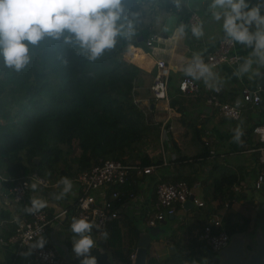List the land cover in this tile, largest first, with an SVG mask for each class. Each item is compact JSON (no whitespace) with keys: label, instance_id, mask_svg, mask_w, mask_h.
<instances>
[{"label":"trees","instance_id":"16d2710c","mask_svg":"<svg viewBox=\"0 0 264 264\" xmlns=\"http://www.w3.org/2000/svg\"><path fill=\"white\" fill-rule=\"evenodd\" d=\"M125 3L127 9L140 13L134 35L131 38L118 37L115 47L106 50L94 61L88 59L75 42L65 44L62 39L47 37L36 46L29 45L30 62L20 71L6 67L0 56V175L5 178L0 180L1 195L18 180L27 178L32 171L51 183L47 187L38 185L37 188L52 189L57 194L59 187L51 185L57 184L60 177L67 176L74 181L79 171L107 158L122 161L135 159V162L144 165L163 162L160 153L152 155L144 149L150 133L158 135L159 124L151 125L144 109L133 100L142 65L126 56L132 47L151 46L158 32L153 23L166 12L176 13L178 26L183 24L186 33L190 34L191 13L185 5L177 9L173 0H125ZM133 53L135 57L139 56L138 50L134 49ZM175 72L170 70L168 77L169 103L183 108L187 101L179 102L173 98L175 91L181 92L174 80ZM257 80L264 83V68L259 71L253 85L258 84ZM220 86L222 100L239 96L242 87L238 95L228 96L224 87ZM252 106L264 105L261 102ZM150 111L151 106L148 113ZM174 148L177 155L173 161L190 162L209 152L204 140L201 149L192 157L182 155L178 147ZM224 167L227 170L213 176L210 185L218 206H225L228 202L222 215L223 225H228L230 232L242 230L229 224L234 213L230 203L234 198L243 196L233 187L239 183L241 175ZM258 167H262V164L259 163ZM131 177L133 179L136 175ZM178 179L186 180L190 186L194 182V177L183 176L168 181ZM127 183L118 187L121 192L124 187L131 188ZM121 199H125L123 192ZM30 207L31 204H28L22 209L23 215L20 217L28 216ZM44 208L49 217L53 215L50 206ZM211 212L212 208L208 206L193 214L201 220L200 228ZM174 220L168 216L166 223ZM242 221L247 224L249 218L243 217ZM186 226L184 222L169 227V254L158 259L149 253L148 247L145 264H218V256L208 246L201 244L196 236L190 235L188 240L182 238L180 231H190L192 228V225ZM13 229L10 233L2 234L3 237L6 239ZM140 230L138 221L128 216L125 220L116 218L109 222L99 236L106 243L113 260L126 264L136 246ZM156 235L158 237L160 233ZM92 236H96V233H92ZM45 246H50L47 241Z\"/></svg>","mask_w":264,"mask_h":264},{"label":"crops","instance_id":"0c3cea01","mask_svg":"<svg viewBox=\"0 0 264 264\" xmlns=\"http://www.w3.org/2000/svg\"><path fill=\"white\" fill-rule=\"evenodd\" d=\"M211 3L212 0H183L182 3V5L187 6L190 13L196 12L199 16L200 23H203L204 29V35L202 37H194L192 31L190 34H187L186 31L180 34L178 31L177 14L174 12H166L157 17L153 23V25L155 24L154 27L158 29V32L151 46L132 47L129 49L130 52L136 49L141 54V57L133 59L142 65V72L134 87V93L142 98L143 102H146L148 99L151 101L149 85L152 81L155 59H164L165 62L171 65V70L177 71L178 73L180 71L182 72V68L187 64L194 52L200 53L201 55L208 53L216 44L217 40L224 35L221 26L222 21H215L209 11V5ZM255 3H257V0H252V4ZM236 48L241 53V59L236 65L221 64L214 68L219 77V84L224 87V90L227 92L226 95L228 96L238 95L240 87L243 84L249 83L253 85V81L257 77V75H254L249 79L248 74H245L243 77L234 75L235 70L243 63L244 58L252 51V49L240 44H236ZM253 68L261 71L264 66L259 67L257 64H253ZM183 74L180 73L177 76L176 84L178 78ZM257 81H259L258 83L264 84L260 80ZM200 84V92L197 95L180 92L181 94L177 96L173 93V98H176L179 102L183 100L187 101L186 106H183V108H178V104L171 106L169 99H159L158 102L153 101L151 103L149 115L152 119L157 120L155 122L160 124L161 128L163 126L165 129L164 141L165 139L168 141L166 149L170 157L169 160H163L161 164L157 165L152 173L136 176L133 179L130 177L127 184L128 186L131 185V188H122L125 199H123V203L121 204L119 218L125 220L128 216H132L138 221L142 229L145 228L155 197V183L157 181H168L176 176L186 178L194 177V182L191 186H193V193L199 199L204 200L202 207L206 208L209 206V208H212L209 216L216 213L223 215L225 207L217 205L218 201L214 198V192L210 185V179L213 177L212 172H217L219 168L216 166L218 164L229 167L237 173L242 172L238 185L241 188L240 191L243 196H239L237 200L231 202L230 207L234 213L231 215L229 224L237 228L242 218L247 217L249 218V222L245 225L249 227L252 219L257 217L255 216L258 207L257 198L255 197L248 201L245 195L248 193L246 191L247 187L253 186V180L259 169V151L256 149L259 143L256 134L252 131V127L256 123L264 121V106L247 105L242 109L237 119L221 116L215 109L210 108L206 102V97L210 93V89L204 85L203 81H200ZM198 108H201V110ZM168 124L169 129L166 126ZM237 125L243 129L244 133L242 142L240 143L233 142L232 140L233 129ZM204 139H207L209 142L207 144L208 150L210 148L214 149L215 154L212 155L208 152L207 155L200 156L190 162H185V160H172L177 155L174 147L179 148L178 152L180 154L192 157L201 149ZM184 148L186 150H183ZM129 160L131 161V159ZM246 173L250 175V178L253 177L252 181L245 180ZM72 182V191L63 199L59 200L55 198V192L52 189L37 188L33 190L31 186L19 204L14 200H10L12 196L7 193V190L5 191L7 195L0 194V234L10 233L14 227L15 219L23 215L22 209L26 208L28 204H31L33 197L49 201L47 206H50L54 214L59 208V205L68 208V211H72V202L75 200V192L78 189L77 183L73 180ZM51 186H56V183H53ZM62 187L61 185L58 188L57 194L62 191ZM261 188H264V182ZM128 191L134 192V196H129L127 194ZM51 200L55 204L53 202L50 203ZM202 207L178 208L176 213L171 215V218L175 219L173 222L167 224L165 220H162L159 225L165 228L166 225L172 227L180 223L184 224L185 222L187 223L186 228H188V225H192V228L190 231H187V229L180 231L182 238L188 240L190 235L198 236L201 220L199 217L196 218L193 216V214L200 211ZM56 221L58 220H53L47 224L46 232L49 233L51 231ZM71 222V217L68 215L60 225L66 230V239L69 243L72 242L74 235L70 228ZM163 223L166 224L164 225ZM92 233H96V236H93L94 240L100 238V232L92 230ZM169 240L167 235L151 239L149 253L158 259L166 257L170 250L171 241ZM47 242L49 245L51 244L50 241ZM104 246L108 249L105 242ZM22 250L17 252L13 244L0 243V264H25V254L27 253L24 249Z\"/></svg>","mask_w":264,"mask_h":264},{"label":"clouds","instance_id":"9594fccd","mask_svg":"<svg viewBox=\"0 0 264 264\" xmlns=\"http://www.w3.org/2000/svg\"><path fill=\"white\" fill-rule=\"evenodd\" d=\"M173 2L179 9L183 0H173ZM262 10H264V0H257L255 4H252V0H212L209 5L212 18L217 22L222 21L225 37L233 43L252 49L235 70L234 75L238 77L248 74V78L251 79L254 75H259V70L254 69L253 64L264 66V11ZM139 15V12L126 8L125 0H0V56L3 57L6 67L20 71L30 62L29 45L36 46L47 37L62 39L65 44L75 42L87 58L94 61L106 50L114 48L118 37L131 38L134 35ZM178 31L183 34L185 26L180 25ZM191 31L194 37H202L203 23L193 25ZM214 68L215 65L206 63L200 53L194 52L182 71L187 77L203 81L210 90L219 91V77ZM148 101L151 106L152 99ZM243 135V129L237 125L233 129V142H242ZM40 183L42 181L32 183L31 188L37 189ZM61 185L62 191L54 194L57 200L63 199L73 189V182L67 176H62L57 181L56 186ZM234 200L237 199L234 198L232 202ZM46 206L45 199L33 197L28 211H39ZM81 206L86 209L88 201H82ZM171 215H167L163 220L166 221ZM159 223L156 226L162 228ZM93 226V222L87 217H72L70 225L74 234L72 250L75 257L80 258V264H97L96 256L92 255L96 243L91 234ZM148 226L150 225L147 224L146 227ZM224 227L228 230L230 238L233 231L230 232L227 225ZM163 229L165 231V228ZM44 239L38 240L34 247L43 248L46 243ZM214 253L217 255L218 251Z\"/></svg>","mask_w":264,"mask_h":264},{"label":"built area","instance_id":"2783aa9c","mask_svg":"<svg viewBox=\"0 0 264 264\" xmlns=\"http://www.w3.org/2000/svg\"><path fill=\"white\" fill-rule=\"evenodd\" d=\"M200 23V18L193 12L189 16V28ZM150 41H148V44ZM206 63L219 66L221 64L236 65L241 59V53L236 48V43H233L222 35L216 46L209 51L206 55L202 56ZM155 69L153 71L152 81L150 83V97L156 99H168V76L170 73V64L165 62L164 59L157 58L154 60ZM177 85L183 93L197 95L200 92V81H196L185 74L182 75ZM220 90H210L206 97L208 106L215 109L221 116L237 119L240 112L247 104L258 105L263 102L262 94L264 93V84L258 83L256 85L244 84L241 87L240 95L231 99L220 98L222 87L219 85ZM134 102L140 105L139 101L142 100L134 95ZM149 101L145 103L148 106ZM147 114L148 111H144ZM252 131L256 134L259 143L256 148L259 151L258 160L262 167L257 171V175L253 180L254 189H260L264 182V121L256 123L252 127ZM204 143L208 144V140L204 139ZM210 154H215L214 149H209ZM165 160V159H164ZM156 164H140L135 161H122L114 158H107L93 165L90 168L79 171L74 181L77 183L78 189L75 192V200L72 202L71 217H87L93 222V229L101 232L106 225L112 220L120 217L121 204V191L118 188L123 186L129 181L131 176H142L153 172ZM5 178L0 175V180ZM42 181L39 185L47 187L51 183L45 177L39 175L36 171H32L27 178L18 180L11 189L8 190L15 202L21 201L27 189L30 188L32 183ZM234 190L240 191L241 188L238 184L234 185ZM155 197L152 203V209L149 212L147 224L156 226L167 215L174 214L178 208L184 206V202L192 195L193 204L196 206L204 205V200L199 199L193 193V186H190L184 179L175 181H157L154 186ZM5 193L4 195H7ZM129 196H134V192L128 191ZM88 201V207L83 208L82 201ZM228 202L225 203L227 205ZM67 209L53 213L48 216L45 208L39 211L30 212L28 216L16 218L14 221V229L11 234L5 239L0 234V243H10L15 246L17 252L24 249L25 264H76L71 261L65 260L53 246H44L43 248L34 247L38 240L44 239L46 226L53 220H58L63 217ZM198 238L201 244L208 246L211 251L217 252L227 245L229 241V232L222 225L221 215L213 214L203 224L198 232ZM135 248L129 254L130 264L135 257ZM23 251V250H22ZM115 264H122L116 261Z\"/></svg>","mask_w":264,"mask_h":264},{"label":"water","instance_id":"95a60500","mask_svg":"<svg viewBox=\"0 0 264 264\" xmlns=\"http://www.w3.org/2000/svg\"><path fill=\"white\" fill-rule=\"evenodd\" d=\"M256 198L258 200L257 210L260 209L261 212L252 219L251 230H238L230 234L227 245L217 253L218 264H264V196L258 193ZM10 200L13 201L12 198ZM52 202L51 200L50 203ZM53 203L55 204V202ZM48 204L49 201H47ZM184 206H193L192 195L184 202ZM63 209L64 207L59 205V208L55 210L59 212ZM65 218L66 213L53 224L49 233H44V238L46 241H50L65 260L80 264V258L75 257L73 253L72 242L69 243L66 239V230L60 226ZM161 232H164V229L159 226L141 228L136 242L135 257L131 264H145L152 235ZM95 242L92 255L96 256L97 264H115L109 250L104 246V241L97 238ZM247 242L250 243V249L246 247Z\"/></svg>","mask_w":264,"mask_h":264},{"label":"rangeland","instance_id":"374dc122","mask_svg":"<svg viewBox=\"0 0 264 264\" xmlns=\"http://www.w3.org/2000/svg\"><path fill=\"white\" fill-rule=\"evenodd\" d=\"M127 58H129V59H134V58H136L135 57V55H134V53L132 54V51L130 52V50H128V52H127V56H126ZM138 57H141V54H139V56ZM143 57V56H142ZM257 66H259V67H261L260 65H258L257 64ZM170 68H171V65H170ZM214 71H216L215 69H214ZM179 75V73H177V72H175V74H174V80H176V78H177V76ZM177 96L179 95V94H181L179 91H175L174 92ZM153 101H156V102H158V99H156V100H153ZM202 101V100H201ZM139 103H140V106L144 109V111H149V109H150V103H149V105L147 106L146 105V103L145 102H143L142 100H140L139 101ZM199 110H201V108H198ZM190 114V113H189ZM147 120L150 122V123H152L151 125H158L157 124V122H155V121H157V120H154V119H152L151 117H150V115H149V113L147 112ZM167 126V128L169 129V124L168 125H166ZM164 132H165V129L163 128V126H162V128H161V126H160V124H159V132H158V135L157 136H155V134L154 133H150V135L148 136V139H147V145L144 147V149H145V151H147L148 153H150V154H152V155H157V153H160L161 154V156L163 157V160L165 159L166 161L167 160H169V157H170V154H169V152H168V150L166 149V146H167V144H168V141H167V139H165V141H164ZM164 144H165V146H164ZM183 150H186V148H184ZM131 160H133V161H135V159H131ZM136 160H138V159H136ZM224 170H227L225 167H224V165H221L220 164V167H219V169L217 170V172H215V171H213L212 172V176H215L216 174H220L221 172H223ZM219 174L218 175H216V176H219ZM240 174H242V172L240 171ZM246 176L244 177V175H242V177H244L245 178V180H247V181H252V179H253V177H251L250 178V175H248L247 173L245 174ZM251 176H253V175H251ZM246 191L248 192L247 193V195H245V197H246V200H252V199H254L255 197H256V195L259 193V195H263L264 196V188H260V189H254L253 188V186H249V187H247V189H246ZM248 209H250V208H248ZM259 212H261V210L259 209V210H257V213H256V215L255 216H258V213ZM164 225L166 224V223H163ZM239 229H242V230H244V229H247V230H251V225L248 227V225H245V223L241 220V222H239L238 223V226H237ZM249 228V229H248ZM168 229H169V226L168 225H166L165 226V231L164 232H162V233H160V235L159 236H165V235H167L168 234ZM94 230V229H93ZM157 236V235H156ZM156 236L155 235H152V239H155L156 238ZM158 236V237H159ZM170 241V240H169ZM150 245V244H149ZM251 248V247H250Z\"/></svg>","mask_w":264,"mask_h":264},{"label":"flooded vegetation","instance_id":"af4514ba","mask_svg":"<svg viewBox=\"0 0 264 264\" xmlns=\"http://www.w3.org/2000/svg\"><path fill=\"white\" fill-rule=\"evenodd\" d=\"M246 247H247L248 249H250L251 246H250V243H249V242L246 243Z\"/></svg>","mask_w":264,"mask_h":264}]
</instances>
